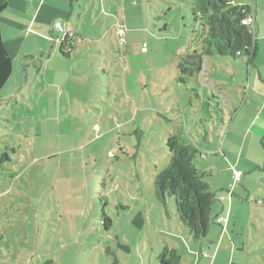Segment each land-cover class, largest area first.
<instances>
[{
	"label": "rangeland",
	"instance_id": "374dc122",
	"mask_svg": "<svg viewBox=\"0 0 264 264\" xmlns=\"http://www.w3.org/2000/svg\"><path fill=\"white\" fill-rule=\"evenodd\" d=\"M80 4L67 22L70 57L50 37L56 56L31 53L26 71L17 57L0 90V264H160L165 246L186 261L200 243L174 198L160 204L154 192L170 162V134L199 149L195 164L216 196L229 191L244 201L245 253L264 264L263 147L245 148L243 162L250 154L252 164L229 187L234 165L222 153L224 122L241 107L254 71L250 58H210L204 75L181 73L203 35L191 0ZM262 62L263 48L254 64ZM216 97H229L231 107Z\"/></svg>",
	"mask_w": 264,
	"mask_h": 264
},
{
	"label": "crops",
	"instance_id": "0c3cea01",
	"mask_svg": "<svg viewBox=\"0 0 264 264\" xmlns=\"http://www.w3.org/2000/svg\"><path fill=\"white\" fill-rule=\"evenodd\" d=\"M75 2L80 4L81 0H10L7 10L2 15L1 24L3 40L14 60V65L18 60L17 57L21 58L23 55L22 63L26 71V68L29 67L28 57L32 55L31 53H40V59L46 55L45 51L51 52L48 55L49 60L56 56L51 51L54 47L49 49L50 37L55 36L53 26L57 22L67 25V22L72 20L76 12ZM252 2L255 7L256 20L254 33L259 37V40L256 38L259 51V49H264V0H252ZM65 3H67L66 6ZM68 5L71 7L70 10L67 8ZM67 27L69 30H73L68 25ZM32 46L37 47L34 52L24 53L26 47ZM54 46L57 45L54 43ZM255 58L248 64L249 66L251 64L254 71H248L246 80L252 84L249 83L247 87L245 84L244 87L242 86L246 97L241 107L235 110L232 120L228 124L224 122L225 127L228 125V130L227 136L222 142V153L234 165L233 170L228 167L230 178L225 187L232 184L233 177L237 185L235 172L242 173L243 171L247 174L245 172L247 169L244 171L242 168L247 167L248 163L252 164L250 154H248L246 162H243L244 151L247 148L251 151L254 146L261 144L264 150V62L254 64ZM44 63L42 60L41 67ZM209 66L207 59L201 75L207 73ZM219 98L222 102L225 101L226 106L231 107L229 97H224V101L223 97ZM238 101L240 100L238 99ZM240 140L242 143H238ZM238 144H241V148L236 157L235 152ZM242 175L244 177V174ZM229 193L227 191L222 196L215 194V202L217 199L220 202L217 213L213 215L214 220L208 236L205 240L198 242L200 243L199 247L195 245L197 248H192L190 256L186 261H183V264H250L252 261L245 253L250 241L251 229L247 228L243 220L245 217L243 214L245 211L244 201L238 197L233 199L235 194L230 198ZM219 217H228L225 227L217 222ZM246 232L248 233L245 240ZM205 253H208L209 257L205 256Z\"/></svg>",
	"mask_w": 264,
	"mask_h": 264
},
{
	"label": "trees",
	"instance_id": "16d2710c",
	"mask_svg": "<svg viewBox=\"0 0 264 264\" xmlns=\"http://www.w3.org/2000/svg\"><path fill=\"white\" fill-rule=\"evenodd\" d=\"M10 0H0V90L13 75L14 60L8 52L2 36L1 19ZM250 0H191L193 19L201 22L203 35L200 50L189 53L180 63L183 74L200 76L205 61L224 57L233 61L245 57L252 61L258 54L254 31L243 21L251 15ZM73 51V44H69ZM64 58L70 57L67 46L60 47ZM219 99V97H216ZM167 147L170 155L168 167L155 177L154 192L160 204L174 198L179 220L186 226L195 242L207 238L213 223L215 193L207 177L195 161L199 149L188 143L181 134H170ZM160 264H183V254L178 249L165 246L159 256ZM44 264H55L48 260Z\"/></svg>",
	"mask_w": 264,
	"mask_h": 264
},
{
	"label": "built area",
	"instance_id": "2783aa9c",
	"mask_svg": "<svg viewBox=\"0 0 264 264\" xmlns=\"http://www.w3.org/2000/svg\"><path fill=\"white\" fill-rule=\"evenodd\" d=\"M250 1H251L250 6L252 9V12H251V15L243 21V23L244 25L250 27L252 31H255V25H256L255 7H254L252 0ZM53 31L58 34L52 38L54 43L56 45H60V47L65 44L67 46V52L68 51L71 52V48L69 44H73L74 32L72 30H69L67 25L63 22L55 23L53 26ZM235 178H236V181H242V173L235 172ZM229 195H230V198H232L234 194L233 192H230ZM217 222L222 224L225 227L226 224L228 223V217H219L217 219ZM204 255L209 257L208 253H205Z\"/></svg>",
	"mask_w": 264,
	"mask_h": 264
}]
</instances>
